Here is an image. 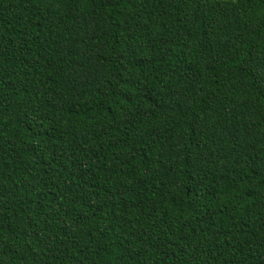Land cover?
<instances>
[{"label":"trees","instance_id":"16d2710c","mask_svg":"<svg viewBox=\"0 0 264 264\" xmlns=\"http://www.w3.org/2000/svg\"><path fill=\"white\" fill-rule=\"evenodd\" d=\"M0 264H264V0H0Z\"/></svg>","mask_w":264,"mask_h":264}]
</instances>
